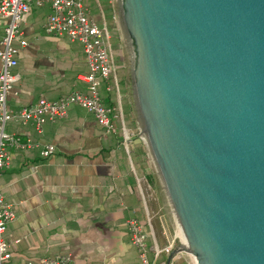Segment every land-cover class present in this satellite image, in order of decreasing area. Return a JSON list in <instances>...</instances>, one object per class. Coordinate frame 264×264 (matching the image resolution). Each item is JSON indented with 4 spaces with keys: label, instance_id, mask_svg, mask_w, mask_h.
<instances>
[{
    "label": "water",
    "instance_id": "1",
    "mask_svg": "<svg viewBox=\"0 0 264 264\" xmlns=\"http://www.w3.org/2000/svg\"><path fill=\"white\" fill-rule=\"evenodd\" d=\"M134 112L195 264H264V0H111Z\"/></svg>",
    "mask_w": 264,
    "mask_h": 264
},
{
    "label": "crops",
    "instance_id": "2",
    "mask_svg": "<svg viewBox=\"0 0 264 264\" xmlns=\"http://www.w3.org/2000/svg\"><path fill=\"white\" fill-rule=\"evenodd\" d=\"M84 2L101 22L105 6L113 10L111 0ZM43 5L48 10L46 14L43 8L31 6L21 22L27 43L20 46L14 41L18 47L14 69L20 79L9 92L11 107L29 104L39 97L55 99L73 89H86L82 85L85 81L78 78L77 84L73 80L75 73L85 72L79 68L86 67L82 47L43 29L50 11L48 3ZM4 23L0 18V35ZM114 75L119 84L116 67ZM122 78L127 89L121 87L128 95L127 77ZM118 89L119 86L115 88L116 103L120 101ZM101 94L107 102L103 86ZM114 122L121 127V119ZM124 125L120 133L116 134L119 127L116 132H106L90 111L76 103L68 107L64 117L47 120L41 131L29 122L6 123L8 131L40 144L25 149L7 147L10 165L0 174V188L14 217L3 232L11 253L6 264H28L57 251L68 252L79 264H139L125 226V219L131 215L144 224L149 243L162 246L172 238L178 243L180 238L168 210L161 206L153 209L151 201L143 196L142 179L151 184L145 174L150 169L145 170L140 159L135 166L130 154V147L140 141L137 121L130 119ZM125 134L129 135L126 140ZM43 143L55 145L48 156L40 151ZM142 149L146 153L143 141ZM166 257L160 255L157 262ZM187 257L186 253H177L170 264H187Z\"/></svg>",
    "mask_w": 264,
    "mask_h": 264
},
{
    "label": "built area",
    "instance_id": "3",
    "mask_svg": "<svg viewBox=\"0 0 264 264\" xmlns=\"http://www.w3.org/2000/svg\"><path fill=\"white\" fill-rule=\"evenodd\" d=\"M49 4L50 11L45 17L42 25L43 29L52 34H65L70 40H77L82 45L84 60L87 63L88 71L81 72L77 78L86 82V89H73L55 99L39 97L34 102L19 107L9 105V92L20 79V73L14 70L17 65L18 47L14 44L25 45L21 22L31 6H41ZM0 18L4 20L3 34L0 35V174L2 170L10 165V154L7 147L15 149H25L40 145L37 141L31 140L28 136L10 132L6 128V123L10 120L18 123H31L37 131H41L43 124L47 120H56L64 117L68 107L76 103L90 111L96 122L101 125L106 132H116L117 126L114 119H121V128L125 130L121 104L118 102L109 105L105 102L98 86L100 84L98 76L105 79L112 78V82L107 84V88H118L115 79V61L112 52L110 34L105 24L97 22L96 16L84 2V0H0ZM13 69V70H12ZM129 138L124 135V140ZM55 149L53 143H43L40 151L44 156H48ZM14 217L11 206L3 198L0 188V264H6L11 253L9 243L4 238L3 232L6 224ZM125 226L130 236L131 243L135 246L139 258V264H165L166 260L160 263L157 259L160 255H168L170 251L181 243L175 238L166 244L159 246L156 243H149V232L142 221L135 215L125 219ZM152 253V260L148 253ZM186 253L187 264H195L193 258ZM28 264H79L72 260L71 255L66 251H57L52 255H43L29 261Z\"/></svg>",
    "mask_w": 264,
    "mask_h": 264
},
{
    "label": "rangeland",
    "instance_id": "4",
    "mask_svg": "<svg viewBox=\"0 0 264 264\" xmlns=\"http://www.w3.org/2000/svg\"><path fill=\"white\" fill-rule=\"evenodd\" d=\"M44 8H46V7H44ZM96 16H97V19H98L97 22L99 24H101L102 22H101V20H99L97 14H96ZM105 21H106V26H107L108 32L110 34V42H111L112 52H113V56H114V60H115L116 70H117L118 76H120V80L119 81L121 83V86H123L124 89H127V88L125 87L124 80H123L124 78H122V76L125 77V74L127 75L126 80H127V85H128V88H129V90H128V97H129L128 102L131 104V113H132V115L135 117V119L137 121V125H138V134L137 135L139 136L138 139L142 140L144 142V144H145V149H146L147 158H148V162H149V169H150V173H151V176H152V181H151V184H150V183H148L145 180V178L142 179L143 182H144V185H145V188L143 187L144 189L142 190V193H143V196H144V198L146 200L151 201V206H152L153 209H157L158 206H161L163 209L165 208L167 210L166 205L164 203L162 189H161V184H160V179H159V174H158L155 162L153 160V157H152L151 151L149 149V146L146 143L145 135H144V133L142 131H140V127L141 126H140V123H139V121L137 119V116H136V114L134 112L133 100H132V92H131V83H130V75H129V67H128V60H127V57H126V53H125V50H124V46H123V43H122V39H121V36H120V32H119V29H118L116 18H115V15H114L113 11L111 10V8L109 6H107V5L105 6ZM50 34L51 35H57V34H52V33H50ZM60 35L66 37L69 41H73V40H70L69 37L67 35H65V34H60ZM73 44L82 47L81 43L79 41H77V40H74ZM86 67H87V71H88L87 63H86ZM87 71H85V72H87ZM97 79L100 82V84L98 86V89L100 90V93H101L102 86L105 87V86H107V84L112 82L111 77H109V79H105L103 77L98 76ZM82 85H83V87H85L86 83H83ZM11 103L14 104V102H11ZM125 108H126V110H128L127 107H125ZM154 219L155 220L157 219L156 215H155ZM148 256L151 259L152 258V253L149 252Z\"/></svg>",
    "mask_w": 264,
    "mask_h": 264
},
{
    "label": "trees",
    "instance_id": "5",
    "mask_svg": "<svg viewBox=\"0 0 264 264\" xmlns=\"http://www.w3.org/2000/svg\"><path fill=\"white\" fill-rule=\"evenodd\" d=\"M44 7H46L45 5H42V6H34L33 7V9H35V8H43L44 9V13L46 14V12L48 11L47 10V8H44ZM113 11V10H112ZM44 14V15H45ZM104 18H105V16H104ZM107 27V26H106ZM86 65V64H85ZM79 68H80V70H82V71H87V68L86 67H84L83 65L82 66H79ZM78 69V68H77ZM75 70V72H77L78 70ZM126 75V74H125ZM120 77V76H119ZM125 77H127V75L125 76ZM73 80L78 84V82H80V80L77 78V73H75V75H74V77H73ZM119 81V80H118ZM118 86H119V94H120V103H121V108H122V114H123V120H124V124H126L127 125V122H128V120H130V119H132V121H135L136 119H135V117L134 116H131V104L128 102V95H127V93L125 92V90L121 87V83H120V81H119V84H118ZM105 88H106V96L109 98L108 100H107V103L109 104V105H113V104H115L116 103V96H115V88L114 87H110V88H107L106 86H105ZM102 95V94H101ZM125 107H127L128 108V110H126V108ZM128 115V116H127ZM119 117H116L115 119H114V121H119ZM119 127V128H118ZM117 128L119 129L117 132H116V134L117 133H120V131H121V127H120V125L119 126H117ZM130 154H131V156H132V159H133V161H134V164H135V166H136V164L138 163V160L140 159L141 161H143L144 162V169L145 170H147V169H149V166H148V158H147V155H146V153H145V151L142 149V141L140 140V141H138L133 147L131 146L130 147ZM139 157V158H138ZM146 176H148L149 177V179L152 181V176H151V173H150V170L149 171H147L146 173ZM158 259H159V257H158ZM163 261L165 260V259H162ZM161 262V261H160Z\"/></svg>",
    "mask_w": 264,
    "mask_h": 264
}]
</instances>
